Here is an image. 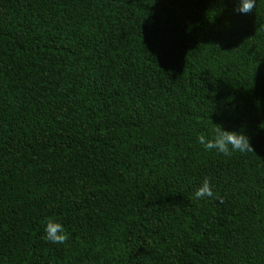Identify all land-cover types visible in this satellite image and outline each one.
Returning a JSON list of instances; mask_svg holds the SVG:
<instances>
[{
    "label": "trees",
    "instance_id": "trees-1",
    "mask_svg": "<svg viewBox=\"0 0 264 264\" xmlns=\"http://www.w3.org/2000/svg\"><path fill=\"white\" fill-rule=\"evenodd\" d=\"M238 6L0 0V264H264V0ZM215 124L254 152L206 151Z\"/></svg>",
    "mask_w": 264,
    "mask_h": 264
},
{
    "label": "clouds",
    "instance_id": "clouds-1",
    "mask_svg": "<svg viewBox=\"0 0 264 264\" xmlns=\"http://www.w3.org/2000/svg\"><path fill=\"white\" fill-rule=\"evenodd\" d=\"M239 6L235 11L242 14H250L254 11L256 6V0H238ZM216 128L214 133L210 136L200 135L197 137V141L206 151L215 150L217 153L231 157L234 153L246 154L248 152H254V148L250 143V138L243 131H230L224 129L220 124H215ZM264 128V124L260 125ZM196 199H203L206 197H214L210 182L205 179L202 186L198 187L194 193ZM219 199L218 197H215ZM46 238L54 244H64L68 241V235L64 229V226L49 218L45 227Z\"/></svg>",
    "mask_w": 264,
    "mask_h": 264
}]
</instances>
